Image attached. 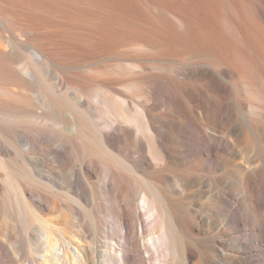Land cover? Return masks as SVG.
<instances>
[{"label": "bare ground", "instance_id": "bare-ground-1", "mask_svg": "<svg viewBox=\"0 0 264 264\" xmlns=\"http://www.w3.org/2000/svg\"><path fill=\"white\" fill-rule=\"evenodd\" d=\"M260 1L0 0V23L19 27L0 44V207L27 233L42 236L43 253L32 264H69L71 257L70 264H104L111 256L120 264H211L214 257L198 260L186 237L194 236V226L180 196L187 186L207 193L211 184L198 171L228 165L236 140L258 137L260 123L251 114V102L264 96ZM130 46L141 50L137 57L108 70L98 65ZM136 75L144 85L134 82ZM112 84L125 90L111 92ZM239 90L250 95L248 101L239 98ZM160 96L174 97L168 123L153 111ZM24 129L37 133L39 156H33L35 138ZM18 138L29 144L27 153L18 149ZM121 146L124 155L113 153ZM6 149L12 153L9 160L3 157ZM49 155L56 162L50 171L62 174L82 207V201L94 205L96 213L94 203L103 195L121 200V209L111 207L122 226L121 243L103 252L89 250L41 217L44 192L28 176L26 161L42 165ZM186 159L182 173L179 166ZM99 167L104 169L100 177ZM140 168L151 171L141 175ZM133 176L142 188L140 223ZM223 181L228 187L230 177ZM213 194L215 203L196 214L207 224H215V216L231 204L225 190ZM236 241L234 254L220 241L215 255L231 264H264V233Z\"/></svg>", "mask_w": 264, "mask_h": 264}, {"label": "rangeland", "instance_id": "rangeland-1", "mask_svg": "<svg viewBox=\"0 0 264 264\" xmlns=\"http://www.w3.org/2000/svg\"><path fill=\"white\" fill-rule=\"evenodd\" d=\"M255 1L258 3L263 2L260 0ZM12 25L9 24L4 27V25L0 23V44L5 36L11 37L13 34L19 33V27L14 24ZM135 48L130 46L122 49L123 51H116L106 56L107 58L103 57L100 59L98 65H101V69L107 70L116 67V64H121L124 58L137 57L141 50L139 51V49ZM119 57H122V59L120 60ZM114 58H116V60ZM104 59H106V61ZM104 62L106 64L108 62V66ZM232 78L235 79V76H232ZM135 79L134 82L136 84L141 82L139 85H144V79L141 75H136ZM193 82L200 83L198 80H193ZM4 85L15 87L13 84L8 83ZM118 85L119 84H112L108 87V90L111 92L118 88L125 90V86ZM249 96L250 95L245 91L239 90V98L241 100L248 101ZM173 101L174 97L172 96H160L154 104L153 111L160 116L159 118L162 122H169L166 114L168 113L167 111L172 112ZM251 106L255 108V111L251 114L260 123L258 137L253 136L250 139V136L246 135L240 140H236L235 152L229 157L228 165L224 164L222 167H216L215 164H213L214 166L204 167L198 171L201 177L209 180L211 184L210 187L207 188V193L198 192V187L196 186H187L184 193L180 196V199L183 200L182 202L186 203H182L181 205L184 210L192 216V223L194 226V230L192 231V235L194 236L191 235L192 238L189 236L186 237L188 241L190 240L193 242L197 253L196 258H198V260L199 258L202 259L205 254L214 257L210 261L211 264H223L222 262H225L224 264H231L228 259H224L214 253V248L220 246V241L225 242L226 251L229 254H234L237 249V236L253 238L260 237L261 234L264 233V96L253 98ZM24 131L35 138L33 156H39L41 151L37 148V145L40 144L37 133L32 132L30 129H24ZM109 131L113 133L118 130L110 129ZM16 143L21 152H28L29 144L24 139L18 138ZM113 153L124 155L126 150L121 146ZM11 154L12 153H9L6 149L3 152V157L9 160ZM133 156L137 157L138 154L135 153ZM129 157H131V155H129ZM80 159V156L75 157L77 162H80ZM188 161V159L181 161L179 169L182 173H184ZM54 165H56V162L52 159V155H49L42 165H34L29 158H27L26 161L28 176L33 179V182L44 192V197L42 199L43 208L41 211L38 210L41 217L52 222L57 227L59 226L66 230L74 240L88 245L89 250L92 249L103 252L109 248V244L114 242L121 243L123 241V236H121L122 226L120 219L113 211L114 209L111 208L115 205L118 209H121L122 202H119L121 200L118 199L113 202L112 199H110V195H103L102 198L97 199L94 203L97 208L96 213L93 211L94 205L88 206L82 201L81 203L85 208L82 207L72 198L75 196L78 198L77 195L74 194V196L67 191L65 179L60 178L62 174L55 176L54 173L50 171L51 168H54ZM89 166L90 165H88V167ZM241 166H247L249 169L242 170ZM140 169L141 175L148 174V172L150 173L151 171V169ZM124 171L128 174L132 173L126 168H124ZM103 172V167H99L97 169L98 177H100ZM224 176L230 177V184L227 185L228 187L224 185ZM134 177L135 176H133L132 194L134 205L139 210L136 221L140 223L145 216L143 212L140 213L142 188L141 184H139L140 180ZM0 178L3 179V176L1 175ZM51 178L54 180H50ZM61 183L62 186L60 185ZM222 190L229 193L231 204L229 207H225L223 212L215 216L216 223L207 224L197 219L196 214L200 209L207 208V206L209 207L215 203L213 193ZM32 199L39 205L38 196H33ZM236 207L237 210H235ZM227 214L229 215L228 217H226ZM15 217L16 216L9 212L5 206L0 207V241H3V249L0 250V264H32L30 261L35 257H40L43 253V248L41 246L42 236L34 230L27 233L23 223H16L14 221ZM236 217L243 219V225H240ZM125 218H131V214L125 215ZM196 258L193 262L197 260ZM62 261L63 264H67L65 260ZM72 261L73 257L70 258L69 264L72 263ZM39 264L50 263L40 260ZM104 264H120V261L118 257L111 256L104 259ZM175 264L181 263L177 262Z\"/></svg>", "mask_w": 264, "mask_h": 264}]
</instances>
